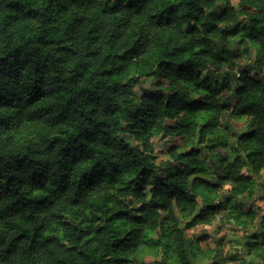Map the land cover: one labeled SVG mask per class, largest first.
I'll return each mask as SVG.
<instances>
[{
    "label": "trees",
    "instance_id": "16d2710c",
    "mask_svg": "<svg viewBox=\"0 0 264 264\" xmlns=\"http://www.w3.org/2000/svg\"><path fill=\"white\" fill-rule=\"evenodd\" d=\"M232 38L256 47L252 65ZM253 68L264 0H0V264H136L157 231L154 264H196L205 249L189 228L223 213L254 222L244 201L264 190V78ZM230 91L233 106L221 102ZM226 115L248 131L213 186L199 178L202 151L225 145ZM129 116L172 144L166 167L126 132ZM224 183L220 202L210 195Z\"/></svg>",
    "mask_w": 264,
    "mask_h": 264
},
{
    "label": "rangeland",
    "instance_id": "374dc122",
    "mask_svg": "<svg viewBox=\"0 0 264 264\" xmlns=\"http://www.w3.org/2000/svg\"><path fill=\"white\" fill-rule=\"evenodd\" d=\"M237 5L238 0H233ZM231 51L237 56L239 65L253 64L257 58L256 47L244 39L236 38L229 40ZM252 74L257 78H264V68L262 70L252 69ZM153 80H149L150 84ZM141 90L136 86L133 90L132 98L138 101ZM221 102L230 106L234 105L231 97V91L225 93ZM123 127L126 132L132 136L135 144L147 147L153 151L156 157V164L166 167L171 161L168 150L172 144L164 140L160 134H156L143 125L139 124L132 117L123 120ZM248 131L246 119H233L226 115L222 120L220 140L225 145L218 146L213 153L203 149L202 156L209 167L208 176H200L202 180L207 181L213 186L220 184L219 176L224 166L223 160H232L234 154V145L240 134ZM135 139V140H134ZM244 174L249 175L248 168L244 169ZM264 174V173H263ZM216 189V188H215ZM232 185L230 183L221 184L219 189L211 192V197L220 202H226L231 197ZM249 201H244L246 209L251 208L255 212L254 222L246 227L241 224L226 220V218L216 219L210 225H196L188 229V235L195 239L202 240V248L205 249L204 258L197 260L196 264H264V225L262 218L264 216V190L257 187V194L252 200V204L245 206ZM203 204V203H202ZM226 213V212H225ZM181 226L185 227L188 218L177 212ZM245 219L247 216L244 217ZM247 220V219H246ZM159 232H148L146 234V248L138 254L136 264H154L156 260L162 257V251L157 247ZM252 248V252L250 249Z\"/></svg>",
    "mask_w": 264,
    "mask_h": 264
}]
</instances>
